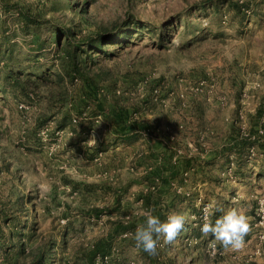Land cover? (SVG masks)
<instances>
[{
  "label": "rangeland",
  "instance_id": "1",
  "mask_svg": "<svg viewBox=\"0 0 264 264\" xmlns=\"http://www.w3.org/2000/svg\"><path fill=\"white\" fill-rule=\"evenodd\" d=\"M0 264H264V0H0Z\"/></svg>",
  "mask_w": 264,
  "mask_h": 264
},
{
  "label": "clouds",
  "instance_id": "2",
  "mask_svg": "<svg viewBox=\"0 0 264 264\" xmlns=\"http://www.w3.org/2000/svg\"><path fill=\"white\" fill-rule=\"evenodd\" d=\"M146 223L139 225L135 231L134 239L137 247H142L145 252L154 254L157 251L160 236L172 242L179 231L184 228L185 217L181 214H170L166 221L153 215L151 211L143 210ZM205 234L211 233L225 247L240 248L244 244V237L249 231L247 217L240 211L232 209L217 219L214 224L205 222L201 226Z\"/></svg>",
  "mask_w": 264,
  "mask_h": 264
},
{
  "label": "trees",
  "instance_id": "3",
  "mask_svg": "<svg viewBox=\"0 0 264 264\" xmlns=\"http://www.w3.org/2000/svg\"><path fill=\"white\" fill-rule=\"evenodd\" d=\"M65 35H66V32H65ZM102 37H103L102 33L101 32L99 33V31H96L95 33L90 35V37H88V39H89L88 41H92V40L98 41V40H101ZM68 41L71 42L72 39L69 37ZM80 46L81 45H79V44L78 45H72L74 51H78L80 49ZM58 47L60 50H62L64 48L61 40L58 41Z\"/></svg>",
  "mask_w": 264,
  "mask_h": 264
}]
</instances>
